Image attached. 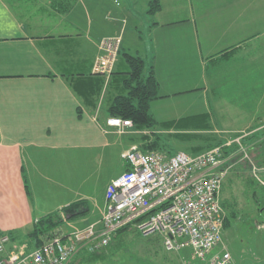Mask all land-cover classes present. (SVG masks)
Instances as JSON below:
<instances>
[{"label":"crops","instance_id":"obj_1","mask_svg":"<svg viewBox=\"0 0 264 264\" xmlns=\"http://www.w3.org/2000/svg\"><path fill=\"white\" fill-rule=\"evenodd\" d=\"M152 1L0 0V232L12 242L80 200L98 218L79 229L97 222L108 185L128 169L125 154L154 141L151 131L107 124L110 105L125 94V53L157 79L150 112L165 132L169 122L201 135L211 128L225 144L264 128V0H158L151 13ZM119 34L108 82L93 72L98 43ZM196 91L211 117L156 119L160 99ZM97 157L121 165L99 198L82 183Z\"/></svg>","mask_w":264,"mask_h":264},{"label":"built area","instance_id":"obj_2","mask_svg":"<svg viewBox=\"0 0 264 264\" xmlns=\"http://www.w3.org/2000/svg\"><path fill=\"white\" fill-rule=\"evenodd\" d=\"M121 46L120 36L105 38L93 72L109 78ZM107 124L121 131L133 127L131 120L118 117ZM240 140L198 155L143 153L132 148L124 156L128 169L106 189L105 206L97 222L61 233L33 250L27 244L9 248L10 236L0 232V264H68L83 251L95 253L106 248L118 230L130 224L144 235H157L167 252L191 248L193 259H206L222 242L224 212L219 193L230 171L226 161L232 156L225 150L236 145L246 157ZM260 176L258 182L264 187V170ZM211 264L234 261L230 252H222Z\"/></svg>","mask_w":264,"mask_h":264},{"label":"rangeland","instance_id":"obj_3","mask_svg":"<svg viewBox=\"0 0 264 264\" xmlns=\"http://www.w3.org/2000/svg\"><path fill=\"white\" fill-rule=\"evenodd\" d=\"M118 36L122 38L123 42V36L120 34ZM110 37H116V35ZM104 39L98 43L97 56L101 54L100 45ZM110 80L111 77L108 78V82ZM176 106H179V111L175 109ZM199 106H202V101L196 91L186 93L179 98H162L159 103L152 107L154 108L152 111L159 121L161 118L172 119L177 117V115H183L185 117L199 114H209L210 117L213 115V112L209 111L206 103L205 108H200ZM211 123H213V120ZM197 128H190L192 130H176L172 128L165 132V129L159 124L152 132L155 134L154 141L160 139V146L156 151L169 154L182 151L190 155H198L206 152L220 142V138H216L215 143H210L212 146H209L208 143L205 145L202 144L201 139L195 138L205 136L212 140L217 135H213L211 128L204 135H201V130L199 131ZM162 130L164 131L163 133L160 132ZM254 134L256 137L263 136L264 128H252L247 134H240L242 135L240 144L246 149L247 156L245 157L240 154L238 152V146H236L234 150L238 153L236 155L238 158H236L234 155L236 152H234L231 154L232 156L229 155V157L231 156L230 161H233L229 162V164L226 161V165H228L230 171L224 179L219 198L221 205L228 213L229 225L223 228L221 244L212 250L206 259H193L191 248H186L179 252H167L163 248L162 241L157 235H144L135 227H130L118 237L115 236L106 248L95 253L84 254L81 252L83 254H78L68 264H211L212 260L216 256L221 255L222 252H230L234 264H264V191L258 189L257 195L254 196L252 194L253 189L245 185L246 178L249 179L250 176L254 181L258 182V179L261 177L260 173L264 170V165L258 166L256 161L252 160V157L257 154L258 142L246 140L248 136ZM183 136H189V138L183 139ZM145 144L147 145V142ZM234 158L236 159L234 160ZM100 161L102 164H98ZM95 162L97 164L96 167H98H95L91 171L90 176H86L84 182L82 180V183L92 197L99 198L102 195L103 188L113 177L114 173H119L121 165L116 157H114V162L110 160L108 165L99 157L96 158ZM243 162H246L248 166ZM78 183L81 182L79 181ZM247 189L249 191H246ZM226 203L231 204L229 205L232 207L231 211L229 206H226ZM233 211L237 213L236 218L231 216V212ZM96 218H98L96 214L92 216L90 212L85 217L66 222L60 229L63 231H72L73 229L83 227ZM27 239L26 236L21 235L18 241L24 245ZM17 242H11L9 248L17 245Z\"/></svg>","mask_w":264,"mask_h":264},{"label":"trees","instance_id":"obj_4","mask_svg":"<svg viewBox=\"0 0 264 264\" xmlns=\"http://www.w3.org/2000/svg\"><path fill=\"white\" fill-rule=\"evenodd\" d=\"M150 7H151L150 12L156 13V11L160 9L159 1L153 0L152 2H150ZM124 55H125V60H126L129 70L128 72L125 73L127 75V78L124 79L120 85H122V87L125 89V94L118 95L113 100L112 104L109 107V116L118 117L124 120H131L133 123V126L136 129L147 130V131L153 132V129L154 128L156 129L159 123L155 120V118L151 114L150 105L152 101L159 98V83L157 79L154 77L153 72H149L146 75L145 62L142 58H140L139 56L132 55V54L125 53ZM165 125H166L165 126L166 130H170L172 128H177V130H181L185 128V126H182L181 124L176 123V122H169ZM195 139H201L202 144L205 145L208 143L209 146H212L210 145V143H215L216 141V140H211V139L208 140V139L201 138V137L195 138ZM246 140L258 142L259 146H258V149L256 150L257 154H255L252 157V160L256 161L258 166H263L264 165V135L260 137H256L254 134V135L248 136ZM159 141L160 139L159 140L157 139L155 141L147 143V145L145 144V147L147 146L146 149L148 150L144 151L143 153L159 152V151H156V149L160 146ZM220 145H224V143L220 141L213 147L220 146ZM235 148H236V145H232L231 147L226 148L225 154L227 156L233 154L234 152H236V150H234ZM198 149H201V148H198ZM234 154L236 156L237 152ZM236 158H238V156H236ZM236 158H234V160ZM231 161L228 159V163ZM243 163L246 164V162H243ZM250 173H253V172H250ZM245 185L248 188L253 189L252 194L254 196L257 195L258 189L264 191V187L261 186L260 182L254 181L253 178H251V176L249 179L246 178ZM222 186H221V190H222ZM246 191H249V189H247ZM230 203H226V206L231 205ZM229 209L231 211L232 207L229 206ZM223 210H224V227L225 226L227 227L229 225V217H228V213L226 209L223 208ZM90 212H91V206H90L89 201L80 200V201L74 202L62 208L60 211L56 212L55 214L40 218L38 221H36L33 224L31 231L27 235L28 249L33 250V249L40 248L45 242L53 239L57 235H60L61 234L60 227L63 226L66 222L68 221L70 222V221L85 217ZM231 216L236 218L237 213L233 211L231 212ZM130 227H134V224H130L128 226L121 228L120 230H118L115 236L118 237L122 232H125ZM12 238H13V234H11V239ZM83 253L88 254L86 251H83Z\"/></svg>","mask_w":264,"mask_h":264}]
</instances>
